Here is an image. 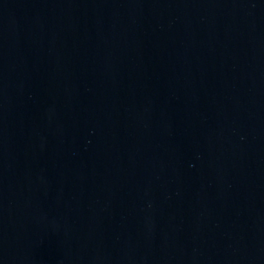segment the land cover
Returning a JSON list of instances; mask_svg holds the SVG:
<instances>
[{"label":"water","instance_id":"1","mask_svg":"<svg viewBox=\"0 0 264 264\" xmlns=\"http://www.w3.org/2000/svg\"><path fill=\"white\" fill-rule=\"evenodd\" d=\"M0 264H264V0H0Z\"/></svg>","mask_w":264,"mask_h":264}]
</instances>
